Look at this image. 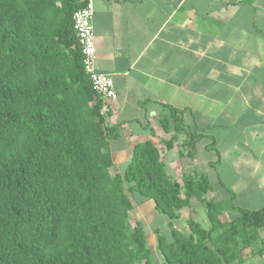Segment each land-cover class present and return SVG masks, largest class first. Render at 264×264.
Instances as JSON below:
<instances>
[{"label":"trees","instance_id":"obj_1","mask_svg":"<svg viewBox=\"0 0 264 264\" xmlns=\"http://www.w3.org/2000/svg\"><path fill=\"white\" fill-rule=\"evenodd\" d=\"M85 1L0 0V264H153L128 191L169 220L171 241L156 234L163 264H244L264 208L235 206L233 192L226 201L206 197L205 175L179 183L150 139L110 173L106 145L119 124H106L72 27ZM165 108L163 130H180L183 110ZM192 196L201 197L209 228L189 219L185 234L174 220Z\"/></svg>","mask_w":264,"mask_h":264},{"label":"crops","instance_id":"obj_2","mask_svg":"<svg viewBox=\"0 0 264 264\" xmlns=\"http://www.w3.org/2000/svg\"><path fill=\"white\" fill-rule=\"evenodd\" d=\"M92 3L96 70L111 76L117 92L116 100L102 107L106 124H119L118 137L106 145L110 173H121L134 144L150 139L160 149L168 175L179 183L186 175H205L213 188L208 198L227 200L224 188H242L251 197L263 198L264 0ZM165 104L183 110L180 130L165 132L161 127ZM174 134L166 148L165 140ZM128 195L131 215L143 229L149 219L162 215L151 199L141 201L130 191ZM194 199L204 207L201 197L192 196L189 206L179 211V216L184 209L190 214L176 226L185 234L190 232L189 219L200 224ZM260 208L264 205L254 209ZM150 231L155 236L152 252H158L156 234L161 230ZM258 254L264 255V230L243 249L244 264H264L252 261ZM153 262L163 264V257L157 254Z\"/></svg>","mask_w":264,"mask_h":264},{"label":"built area","instance_id":"obj_3","mask_svg":"<svg viewBox=\"0 0 264 264\" xmlns=\"http://www.w3.org/2000/svg\"><path fill=\"white\" fill-rule=\"evenodd\" d=\"M93 14L92 0H86L72 14V27L77 44L82 54V65L89 77L94 93L103 100V106L117 98V92L111 76L96 70V50L93 40L91 17Z\"/></svg>","mask_w":264,"mask_h":264},{"label":"rangeland","instance_id":"obj_4","mask_svg":"<svg viewBox=\"0 0 264 264\" xmlns=\"http://www.w3.org/2000/svg\"><path fill=\"white\" fill-rule=\"evenodd\" d=\"M202 157L204 159L205 155H203ZM211 175L212 174L210 172V176ZM224 189L226 190V192L229 193V195H230L231 192L234 193L232 204H234L237 207L254 209V208H257V207H260V206L264 205V200H263L264 197L262 198V197H259L258 195H255V196L251 197L250 196V192L242 190V188H235V190L234 189H230V188H224ZM251 189L252 188H250V191H251ZM220 190L225 192V190H223V189H220ZM236 191L238 193L237 196H236ZM251 192L253 193V191H251ZM207 196L210 197V192L207 194ZM194 200L195 201H193L192 204H194L193 206H195V209L197 207V211L199 212V216H197L196 219H198V221L200 222V224L203 227H208V221L206 219V214H205L204 207L199 202H197L196 199H194ZM227 208L231 210V208L229 206ZM231 213L232 212H228V215H230ZM189 215L190 214H189L188 209H184V211L181 212V215L179 216V218L175 221V226L174 227H176V226L181 227L182 223L184 222V220ZM149 220L152 221V222H150L149 227H146V229H144V230H145V234H146V237H147V243H148L149 249L151 250L152 258L154 260H157V254H159L162 257H163V255L159 251L156 252V250H153V252H152V249H154V248L152 246L151 238L152 237L155 238V236L151 233V231H150L151 228L152 227H158L161 230L160 233L165 236L166 241H170L172 239V233H171V228L169 226H167V221H166L165 215H160L159 219H157V220H155L154 218H151ZM179 229H181V228H179ZM184 233H186V232H184ZM252 261L264 262V255L258 254L256 256V258L253 259Z\"/></svg>","mask_w":264,"mask_h":264}]
</instances>
